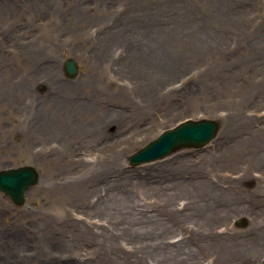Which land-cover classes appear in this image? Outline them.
I'll list each match as a JSON object with an SVG mask.
<instances>
[{"label": "rangeland", "instance_id": "rangeland-1", "mask_svg": "<svg viewBox=\"0 0 264 264\" xmlns=\"http://www.w3.org/2000/svg\"><path fill=\"white\" fill-rule=\"evenodd\" d=\"M189 119L217 136L129 164ZM25 165L0 264H264V0H0V171Z\"/></svg>", "mask_w": 264, "mask_h": 264}, {"label": "water", "instance_id": "water-1", "mask_svg": "<svg viewBox=\"0 0 264 264\" xmlns=\"http://www.w3.org/2000/svg\"><path fill=\"white\" fill-rule=\"evenodd\" d=\"M65 70L70 77L78 73L75 60L65 61ZM219 130L218 122L213 120L187 121L176 128L164 131L157 139L133 154L128 160L132 166L165 158L184 147H202L208 144ZM39 173L31 166L8 169L0 172V190L9 195L16 205H23L25 192L37 184ZM239 225H243L239 222Z\"/></svg>", "mask_w": 264, "mask_h": 264}, {"label": "bare ground", "instance_id": "bare-ground-1", "mask_svg": "<svg viewBox=\"0 0 264 264\" xmlns=\"http://www.w3.org/2000/svg\"><path fill=\"white\" fill-rule=\"evenodd\" d=\"M80 106L81 105L77 106L76 102L70 103V101H64L61 104V108L59 111V121L61 124V129L64 132L62 135L64 139L62 141L64 144L63 146H69V149L71 150L73 148V143L76 141V135L85 130V128L83 127L82 119H78L79 116L76 115V112H80ZM99 123L102 124L101 119L99 120ZM95 127H98V125L96 124ZM67 136H70L72 138H69ZM63 149L66 150L67 147ZM117 162L118 160H116L115 157H112L111 160H94L93 165L99 166L103 170H108L109 167H114L115 163ZM105 173L106 172H102L101 175L104 176Z\"/></svg>", "mask_w": 264, "mask_h": 264}]
</instances>
